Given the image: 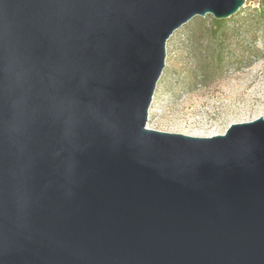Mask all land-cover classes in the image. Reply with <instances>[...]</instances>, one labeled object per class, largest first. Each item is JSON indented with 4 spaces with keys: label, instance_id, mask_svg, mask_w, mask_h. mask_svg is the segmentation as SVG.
I'll list each match as a JSON object with an SVG mask.
<instances>
[{
    "label": "water",
    "instance_id": "water-1",
    "mask_svg": "<svg viewBox=\"0 0 264 264\" xmlns=\"http://www.w3.org/2000/svg\"><path fill=\"white\" fill-rule=\"evenodd\" d=\"M246 0H0V264H264V118L146 127L170 35Z\"/></svg>",
    "mask_w": 264,
    "mask_h": 264
},
{
    "label": "rangeland",
    "instance_id": "rangeland-1",
    "mask_svg": "<svg viewBox=\"0 0 264 264\" xmlns=\"http://www.w3.org/2000/svg\"><path fill=\"white\" fill-rule=\"evenodd\" d=\"M252 9L246 3L237 13ZM211 19L196 15L167 39L146 127L204 137L264 118V29L255 37L240 29L213 37Z\"/></svg>",
    "mask_w": 264,
    "mask_h": 264
},
{
    "label": "trees",
    "instance_id": "trees-1",
    "mask_svg": "<svg viewBox=\"0 0 264 264\" xmlns=\"http://www.w3.org/2000/svg\"><path fill=\"white\" fill-rule=\"evenodd\" d=\"M253 9L250 13H245L244 17L240 13L226 18V19H211L213 27L212 36L215 37L218 32H227L228 30L240 29L250 36L255 37L259 32L263 33L264 29V4L252 6ZM216 57L221 58V53L216 51Z\"/></svg>",
    "mask_w": 264,
    "mask_h": 264
},
{
    "label": "built area",
    "instance_id": "built-area-1",
    "mask_svg": "<svg viewBox=\"0 0 264 264\" xmlns=\"http://www.w3.org/2000/svg\"><path fill=\"white\" fill-rule=\"evenodd\" d=\"M246 3L250 4L251 6H258L260 4H264V0H246Z\"/></svg>",
    "mask_w": 264,
    "mask_h": 264
}]
</instances>
